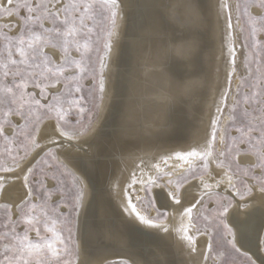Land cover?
Here are the masks:
<instances>
[{"label": "bare ground", "instance_id": "obj_1", "mask_svg": "<svg viewBox=\"0 0 264 264\" xmlns=\"http://www.w3.org/2000/svg\"><path fill=\"white\" fill-rule=\"evenodd\" d=\"M4 2L0 0V4ZM117 2L118 19L99 118L90 132L80 135L82 147L69 150L70 158L56 150L85 187L86 211L79 214L76 264H206L211 240L197 232L184 213L202 193L201 178L184 188L181 205L168 209L164 221L153 219L155 214L149 216L133 201L136 211L156 226L143 224L128 201L130 193L142 195L137 191L140 183H132L134 175L137 181L155 179L166 171L167 161L180 169L173 172L178 175L201 159L180 160L177 154L212 147V128H217L227 102L224 94L228 96L230 91L229 76L232 82L235 75L229 63L227 11L231 12L236 56L239 48L230 0ZM225 2L228 9H221ZM48 51L55 61H63L60 51ZM50 123L54 121L46 122L42 132ZM206 161L216 179L227 172L216 159ZM239 162L255 164V159L240 157ZM206 177L202 178L208 180ZM250 187L249 196L233 197L228 224L236 246L264 264V192L257 184L250 183ZM26 193L22 180L10 181L0 193V204L8 205L16 215ZM189 235L194 237L193 243L187 239Z\"/></svg>", "mask_w": 264, "mask_h": 264}, {"label": "snow or ice", "instance_id": "obj_2", "mask_svg": "<svg viewBox=\"0 0 264 264\" xmlns=\"http://www.w3.org/2000/svg\"><path fill=\"white\" fill-rule=\"evenodd\" d=\"M118 6L117 0H103L101 5L110 10ZM251 6L261 11V20L264 21V0H251ZM220 8L228 9L227 3H222ZM93 10L94 5L90 0H5L0 4V18L9 19V22L0 24V35H3L5 41L0 49V138L12 143L18 142L21 148H27L30 142L33 149H39L32 161H27V152L21 157L17 151L14 156L9 153L12 156L11 164L0 165V173H4L0 175V191L4 190L10 181L15 180H22L27 189L25 198L17 205V218L12 220L10 216L6 217L3 228L0 229V264H65L69 251L68 243L73 239L72 222L81 210L86 211V208H83L84 188L81 181L76 188L75 202L71 197H62L55 205L56 208L61 204L67 207V212H59L56 216L57 220H66L69 225L68 236L65 237L62 230L58 231L54 226L56 221L50 219L49 211L46 210L51 190L47 187L43 169L36 168L35 162L42 156L50 159L57 149L59 154L70 158V149L82 147L79 143L80 130L73 124H80L78 118L85 112L86 105H95L92 100L81 94L80 78L76 73L78 71L86 74L85 64L90 61V54L96 52L94 46L98 44L99 37L93 35ZM225 16L226 30H229V63L234 73L236 49L230 32L233 27L231 12H225ZM13 17L18 18V24L12 21ZM17 27V36L9 38L5 30L11 32ZM255 31L253 29V33ZM256 45L264 52V42L254 40L250 47ZM49 47H59L63 51L62 63L55 64L47 55L45 49ZM105 48L108 49L109 46L105 45ZM73 51L80 54V59L73 58ZM88 71L94 72V69L89 66ZM230 83L231 76L229 85ZM253 87L256 90L247 94L251 111L249 108L244 109L242 126L237 128L239 136L233 138V143L258 147L261 149L260 154L264 155V76H261L260 83ZM103 90L104 84L101 82V93ZM224 98H227V93ZM92 107H89V112ZM70 116L77 119H70ZM45 118L54 119L55 122L46 126L42 132L40 124ZM48 128H51L50 132ZM37 137H41V141H38ZM210 139L214 145L217 139L215 126L212 128ZM232 151L239 152L240 149L235 147ZM212 154L213 149L208 146L203 150L177 154V159L199 157L206 161ZM220 155L224 156V153ZM43 163L47 164L48 161L44 160ZM238 168V165L234 166L233 159L228 165V171L219 179L209 176L208 180L212 181L209 183L201 178L202 193L199 199L184 209L189 224L195 227L193 209L197 204L205 210H208L206 205L215 204L209 213L214 216L209 227L216 230L212 240L215 242L219 237L222 244L218 247L222 246L229 256L230 251L239 252L234 232L226 223L229 210L233 206V197L239 196L242 199L245 196V192L240 190L241 187L249 194L252 191L242 176H239L236 182L233 181V177L238 176ZM163 175L158 174L155 179L149 177L139 181L135 175L133 177L132 183H140L141 187L137 191L142 195L130 193L128 203L131 211L145 225L156 226L152 219H145L136 211L134 200H146L150 207L155 208L157 220L166 217L168 209L181 205L180 184L173 186L171 179L160 183ZM260 191L264 192V179L260 181ZM183 195L187 197L188 191L185 190ZM37 196L39 199H36ZM127 210L126 208L125 211ZM199 219L207 221L206 217H198L197 223ZM42 227L46 228L50 235L42 234ZM196 231L200 232L201 228L196 227ZM32 233H35V236ZM187 239L190 243L194 242L191 235ZM213 250L210 243L208 251ZM242 255L246 257L247 254ZM224 264H228V261Z\"/></svg>", "mask_w": 264, "mask_h": 264}, {"label": "rangeland", "instance_id": "obj_3", "mask_svg": "<svg viewBox=\"0 0 264 264\" xmlns=\"http://www.w3.org/2000/svg\"><path fill=\"white\" fill-rule=\"evenodd\" d=\"M65 2H68V0H65ZM72 2H77V0H72ZM90 2L94 5V10L92 12V17L95 19V24L93 25V35H98L99 39L98 44L94 46L96 47V52L90 54L91 59L87 64H85L86 74H82L77 71L76 75L80 78L79 84L82 89L81 94L85 95L87 99L92 100L95 106L92 107V105H86L85 112L78 118L80 120V124H73L74 127L79 128L81 135L90 132L100 115L99 113L102 107L105 91V71L110 57L111 48L113 46V35L118 19L117 8L110 10V8L101 7L103 0H90ZM230 8L234 14L233 23L237 38L236 43L239 47L236 56L237 66L235 75L231 82L230 91L227 96V102L225 103L223 112L218 120L216 128L217 139L215 144L212 145L213 154L211 160L216 159L220 166H223V168L228 171V165L230 162H233L234 159V166H239L238 176H234V182H236L239 176H242L248 187H250V183L260 186V181L264 179V155L260 154L261 149L247 144L235 145L233 143V138L239 136L237 128L242 126L241 120L243 119V111L245 108H249L247 103V94L256 90L253 86L258 85L260 83L261 76H264V52L260 50L259 45L250 47V45H253L254 40L264 42V21L261 20V11L251 6V0H230ZM113 12L115 15H113ZM21 15H23V11H21ZM12 21L17 24L19 23L18 18L16 17L12 18ZM7 22H9L8 18H0V24ZM88 22L91 23V21ZM253 29L256 30L255 33H253ZM18 32V27L13 28L11 32L5 30V33L9 36V38H15ZM4 43L5 41L3 35H0V49L3 48ZM105 45H108L109 48L106 49ZM50 49H56L64 55L63 51L59 47H49L45 49V51ZM46 53L52 58L55 64H60L54 60L49 51ZM72 56L75 59H80V54L75 51L72 52ZM101 62L103 66H101ZM89 66L94 69V72L88 71ZM101 82L104 84V90L102 93L100 91ZM89 107H92L91 112L88 111ZM249 111H251L250 108ZM70 119L75 120L77 118L70 116ZM48 121H54V119H43L41 121L40 128H42ZM220 134L222 135L220 137L221 139L219 138ZM235 147H239L240 151L233 152L232 150ZM17 151L21 157L25 156V152H27V159H30L37 149H33L30 142L28 143L27 148H21L18 142L12 143L0 138V165L8 166L11 164L12 156H10L9 153L14 156ZM221 153H224V156H221ZM246 156L255 159V164L245 165L239 162L240 157ZM44 160H47L48 163L44 164ZM165 163L167 165L164 166L166 171L160 173L164 174L160 183H164L166 180L171 179L173 181V186H176L177 183L180 184L181 193L188 184H192V182H195L197 178H205L207 176L206 179H208L212 173L210 165L207 161L199 160L192 165L191 168L178 175L173 174V172L180 171V169H176L174 167L176 166L173 165L174 162L167 161ZM48 165H53V167H49ZM35 167L43 169L47 187L51 190V196L48 200L46 209L49 211L50 219L52 221H56L54 224L55 228L58 231L62 230L63 235L67 237V229L69 225L64 218L57 220L56 216L59 212H67V207L64 204H61L59 208H56L55 205L62 197H71L75 202L76 188L79 186L81 181L83 182V180H81L79 176L62 163V161L58 158L56 150H54L51 154L50 159L47 156H42L39 160H37ZM37 175H39V173H37ZM185 177L188 178L185 179ZM237 186L240 187L239 184ZM83 188L85 194L84 183ZM240 190L245 192L244 197L250 195L247 193L245 188L241 187ZM36 199H39V197L37 196ZM139 204L141 205L142 210L149 216L155 214L153 219L157 220L154 207H150L146 200L144 202H139ZM214 207V203L208 204L206 205L208 210H205L198 204L193 220L195 226L201 228L200 232L210 238L214 249L212 252H208L206 264H224L225 261H228V264H233V262L234 264H256L248 254L246 257L242 255L244 252H242L238 247L239 252L230 251L229 256L228 252H226L222 246L218 247V245L222 244L219 237L216 238L215 242L212 240V235L215 234L216 230L209 227L214 218V216L209 213ZM18 215L19 209L17 210L16 215H14L8 205L0 204V229L3 228L6 217L10 216L12 220H15ZM198 217H206L207 221L199 219L197 223ZM167 218L168 212L166 217L160 218L157 221H164ZM78 220L79 216L73 220L71 225L73 230V239L68 243L69 251L65 259V264H76L79 258V242L77 237ZM226 223L228 224V220ZM42 234L50 235V233H47V229L43 227ZM32 235L35 236V233H32Z\"/></svg>", "mask_w": 264, "mask_h": 264}, {"label": "water", "instance_id": "obj_4", "mask_svg": "<svg viewBox=\"0 0 264 264\" xmlns=\"http://www.w3.org/2000/svg\"><path fill=\"white\" fill-rule=\"evenodd\" d=\"M250 258H251V257H250ZM251 259H252V258H251ZM252 260H253L256 264H258L257 261H255L254 259H252Z\"/></svg>", "mask_w": 264, "mask_h": 264}]
</instances>
